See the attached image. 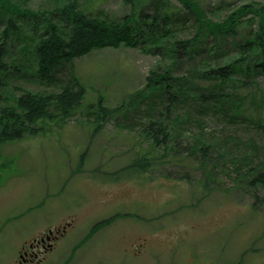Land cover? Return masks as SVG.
I'll use <instances>...</instances> for the list:
<instances>
[{
	"label": "rangeland",
	"instance_id": "obj_1",
	"mask_svg": "<svg viewBox=\"0 0 264 264\" xmlns=\"http://www.w3.org/2000/svg\"><path fill=\"white\" fill-rule=\"evenodd\" d=\"M67 1L0 0V42L9 21L17 25L7 32L5 62L12 69L0 88L60 93L77 79L86 92L71 119L48 123L38 134L2 147L8 168L0 172V264H17L29 242L68 223V233L41 264H264V186L238 185L231 163L245 156L235 147L237 140L264 151V76L235 75L227 83L226 93L245 100L241 112H233L231 102L215 109L201 99L171 106L165 123L175 140L158 150L147 128L170 106L156 95L144 100L143 90L153 70L161 73L172 65L168 58L140 49H103L66 65L53 82L37 75L32 46L47 19L61 25ZM129 2L77 0L91 15L104 13L116 22L131 13ZM171 2L180 12L177 38L193 39L194 17L179 0ZM195 2L214 22L239 7L264 5V0ZM145 13L152 9L146 7ZM258 29V18L247 14L237 34L220 42L222 53L213 59L207 51L214 39L204 38L193 61L178 60L174 77L194 78L199 88L208 89L215 83L202 78L203 69L239 59L237 45ZM134 100L140 105L132 107ZM99 103L114 111L103 123L88 116ZM204 135L207 145H219L202 162V154L190 148ZM143 157L152 161L149 170L127 169ZM252 159L258 163V157ZM115 215L120 218L89 234Z\"/></svg>",
	"mask_w": 264,
	"mask_h": 264
},
{
	"label": "trees",
	"instance_id": "obj_2",
	"mask_svg": "<svg viewBox=\"0 0 264 264\" xmlns=\"http://www.w3.org/2000/svg\"><path fill=\"white\" fill-rule=\"evenodd\" d=\"M179 1L196 21V36L187 41L177 38L176 22L180 12L171 0H139L137 3L130 0L132 11L120 22L113 21L104 13L91 15L93 11L81 9L77 0L64 2L61 9L65 18L62 19L61 25L59 21L47 19L38 40L32 46L37 60V75L41 79L53 82L66 65L103 49H140L152 55L168 58L172 65L161 73L153 70L147 78L146 89L143 90L144 100H153L156 95L161 101L169 102L170 107L165 108L160 117L151 120L147 128V136L158 150L169 143L171 138L175 140L165 123L171 116V106L177 107L189 100L201 99L205 104L211 102L215 109L223 103L231 102L233 112H241L245 100L239 98L234 100L226 93V87L227 83L234 82L235 75H243L246 78L264 76V5L260 8L239 7L231 11L223 21L214 22L207 17L195 0ZM146 7L152 9L151 14L145 13ZM7 14L11 17L15 13ZM247 14H254L258 18L259 29L251 33L241 45H237L239 59L230 61L225 67L203 69L202 78L214 80L215 84L208 89H201L194 78L187 81L174 77V68L177 67L178 60L185 57L193 61L195 55L201 52L197 43L204 38L211 36L214 39L213 47L209 49L210 52L207 51L208 54L206 53L210 58L213 59L222 53L220 42L237 34L242 25V18ZM16 26L15 20H10L0 42V81L8 78L12 69L5 62L9 39L7 32L15 30ZM75 81L73 86H66L60 93H34L20 87H9L12 91L0 88V172L8 168L6 162L2 163L3 146L38 134L40 130H44L42 126L48 123H63L75 115L86 94L79 81L77 79ZM251 103H256V100L251 99ZM139 105L140 101L134 100L132 107ZM97 108L96 113H89L88 116L101 123L114 112L108 111L100 103ZM174 119L182 126L180 125V122L184 121L182 118L177 116ZM203 137L196 139V145L190 148V152L193 151V154L200 152L202 162H205L209 151L219 144L214 142L207 145L205 135ZM235 147L243 148L245 154L231 159L235 166L238 185L251 188L264 186V151L254 142L242 143L240 140H237ZM169 149H172L171 146ZM250 156L258 157V163ZM151 163V160L143 157L128 169L133 172L147 171ZM245 169L246 172L242 173ZM116 218L99 223L92 232L99 231Z\"/></svg>",
	"mask_w": 264,
	"mask_h": 264
},
{
	"label": "flooded vegetation",
	"instance_id": "obj_3",
	"mask_svg": "<svg viewBox=\"0 0 264 264\" xmlns=\"http://www.w3.org/2000/svg\"><path fill=\"white\" fill-rule=\"evenodd\" d=\"M56 237L53 235L51 241H55ZM49 237H41L39 240H35L33 243L29 244V251H24L20 255V260L17 264H36L38 257H41L43 253L49 248Z\"/></svg>",
	"mask_w": 264,
	"mask_h": 264
},
{
	"label": "crops",
	"instance_id": "obj_4",
	"mask_svg": "<svg viewBox=\"0 0 264 264\" xmlns=\"http://www.w3.org/2000/svg\"><path fill=\"white\" fill-rule=\"evenodd\" d=\"M137 250V249H136Z\"/></svg>",
	"mask_w": 264,
	"mask_h": 264
}]
</instances>
